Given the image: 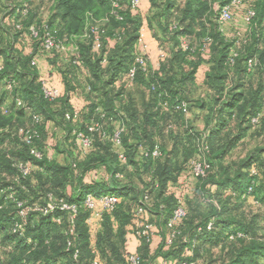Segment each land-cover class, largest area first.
<instances>
[{
	"label": "trees",
	"instance_id": "obj_1",
	"mask_svg": "<svg viewBox=\"0 0 264 264\" xmlns=\"http://www.w3.org/2000/svg\"><path fill=\"white\" fill-rule=\"evenodd\" d=\"M49 1L52 3L53 14L45 25L30 9L31 0L2 1V8L11 22L5 19L7 25L0 24V58H4L0 81L9 80L18 84L15 94L22 99L25 107L18 109L14 102L10 106L7 117L0 111V126L7 127L6 125L9 124L10 128H13V124L25 118L29 110L37 116L44 115L50 120H55L64 130L71 132L73 129L86 131L88 124L93 120H99L102 114L105 115L106 120L117 118L120 110L116 103L120 102L122 91H115L114 83L119 76L123 74L128 76L134 46L139 40L143 25L142 18L134 13L133 0ZM177 1L150 0L152 14L147 21L154 36L159 40L160 47L168 56L161 61L158 72L144 73L139 70L136 74L135 82L144 85L150 97L148 103H144L141 108L133 103L125 108L129 120V122L126 121V130L122 135L126 161L122 164L112 146L96 137L93 149L98 148V151L91 154L79 166L81 173H86L97 166H106L110 175L108 181L85 184L79 180L77 187L81 189L79 195H77L78 192L76 195H69L68 183L71 178H74L71 165L62 166L48 158L37 161L30 156L25 146H20L15 153H9L1 146L6 141V135H0V192L11 187L16 192V198L24 201L26 205H44L47 201L46 196L50 193L56 198H64L79 205L90 193L96 197L112 194L120 198L113 212L104 213L100 221L101 229L95 234V240L92 242L88 221L92 220L94 215L92 211L85 208L80 209L75 221V235L70 233L69 215L58 211L46 217L38 213L29 215L25 237L20 238L11 232L17 220L16 205L6 200L5 196L0 197V205H3V210L0 212V235L3 237L1 244L10 242L14 245L10 251L12 254L10 264H92L97 257L95 252L103 264H130L126 236L129 231H132L134 235L138 220L137 209L144 207L147 214L156 216L166 228L167 221L177 206V198L181 196L175 192L174 184L178 182L183 172L197 181L195 204L197 202L201 207L205 205L210 211L208 214H202L199 208L194 207L195 205L185 198L187 216L177 227L180 234L168 250L164 251L162 245L155 251L152 250L157 234L150 242L147 241V237H136L140 241L136 252L140 256V264H151L159 256L165 261H173L172 264L182 261L194 262L193 257L184 254L185 251L189 249L198 252L197 240H212L217 235V228L225 222L222 218L225 212L229 211L226 209V202L230 200V197L245 201V196H255L258 202L264 201V150L259 149L250 153L238 162H225L230 152L245 136L249 128L247 126L249 118L260 112L262 104L264 0H259L257 5L254 18L256 27L251 43L240 52L232 66L228 61L231 44L218 33L214 21L217 14L212 10L211 5L217 3L222 8L229 4L230 0H185L182 8ZM115 2L119 5L117 10L114 8ZM115 11L121 20L113 14ZM102 22L104 26L100 28L103 30L101 37L104 44L105 38H114L117 32L121 37V41L108 52V64L105 68L101 59L93 57L90 45L84 39L86 34L94 38V35L90 34V29ZM172 23H176V27ZM16 24L20 26L19 30L15 28ZM31 28L38 32V38L33 36ZM46 30L55 33L62 43L77 48L79 58L77 62L73 59L72 67L76 69L79 67L78 64H81L87 69L90 74L92 97L97 98L98 95L103 97L101 103L98 105L93 103L90 106L89 113L81 125L75 124L77 122L65 121L66 107L62 113L54 112L51 105L56 101L50 102L42 93V84L33 62L40 53L48 56L49 60L56 55L54 52H46L43 49L42 43ZM12 31L15 32L14 35H11ZM25 33L29 34L31 40L32 53L28 55H24L23 51L13 44L22 37L20 35ZM6 35L11 36L12 41L5 45L4 36ZM192 36L197 39V44H186L189 47L186 50L182 40ZM206 39L211 40L208 51L213 64L207 73L206 85L213 93L211 98L213 104L217 105L223 98L230 80L233 87L228 93L227 112L215 113L221 127L210 132L206 138L208 151L203 155H196L195 150L202 134L193 129H187L173 137L172 122H182L185 116L174 111V106L184 102L188 105V110L191 108L190 104L196 93L194 91L195 74L203 62L202 46ZM104 50L106 51L105 47ZM253 57H257L259 61L258 82L254 87V83L249 81L245 91L244 84L240 81L243 74L247 72L248 60L254 59ZM229 68L234 70L232 79L229 78ZM235 78L238 80L235 81ZM152 86L155 87L154 90ZM160 94L161 97H159ZM4 100V97L0 98V107ZM160 100H167L172 109L158 110ZM62 103L66 104V99H62ZM202 106H205L204 101L201 103ZM206 108L214 111V107L210 105ZM263 126L262 124L259 129ZM165 129L166 131L168 129L172 136V148L168 149L166 143L159 144L161 156L154 158L152 151L157 143V132L161 133ZM9 133L11 138L12 130ZM39 146L43 150L40 143ZM140 147L144 149V152ZM199 158L205 159L211 167L206 178H195L192 174V162ZM28 161L35 162L36 165H33L31 177L23 179L15 164ZM253 167L255 169H252ZM253 170H256V176L252 175ZM117 175H122V178H117ZM250 187L251 194L248 193ZM225 194L230 195L224 196ZM146 196L150 201L145 205ZM210 223L212 228L209 230ZM168 234L167 231L163 237L166 238ZM228 234L227 239L234 242L244 241L247 237L243 230L237 229L229 231ZM232 236L234 239H231ZM28 238L32 240L31 244L27 243ZM70 241L71 249L68 248ZM263 250L253 244L242 247L238 253H234L233 264H257L259 254L262 255ZM231 251L234 252V249ZM76 252L79 254L77 260L74 258ZM0 264H2L1 259Z\"/></svg>",
	"mask_w": 264,
	"mask_h": 264
},
{
	"label": "crops",
	"instance_id": "obj_2",
	"mask_svg": "<svg viewBox=\"0 0 264 264\" xmlns=\"http://www.w3.org/2000/svg\"><path fill=\"white\" fill-rule=\"evenodd\" d=\"M258 2L259 0H245V3L243 5H241L240 7L233 8L232 20L224 25H220L218 21L219 18L218 15L221 6H219L217 3L211 4L212 8L215 9L213 11L217 14L214 20L217 26V31L226 42L231 44L230 52L237 46V44L238 45L240 44L238 47H239V52H241L244 51V49L251 43L252 36L254 35V29L256 27L254 18H255ZM177 4L179 5L180 8H182V6L185 4V0H178ZM133 10L134 13L138 14L143 20V25L140 30V34L143 35V43L147 46V54L149 57V61H148L149 71H151V73L158 72L160 70L161 61H163L168 55L160 47V42L154 36L153 30L150 28L147 21L148 17L152 14L150 0H140V5L138 9L133 8ZM250 12L254 13V17L251 19L248 17ZM172 24L175 27L177 25L176 23H172ZM84 39L87 41V44L90 45L91 53L93 57L101 59L104 68L108 64L107 61L108 52L112 48H114L117 42L121 41L120 33L118 32L115 34L114 38H105L106 45L104 44L102 37L91 38L84 36ZM182 43L183 45L189 43L197 44V39L195 38V36L194 37L192 36L190 38L187 37L182 40ZM104 47L106 48V51L104 50ZM73 49H74L73 51L71 48L69 50V52H71L70 56L69 53L65 55L67 58L65 59V63L63 65L60 63L53 64L52 60L51 59L49 60L48 56H46L43 53L42 54L40 53L36 56L35 66L37 67L39 81L41 82V84L42 85L45 84L47 87H55L60 91V98L58 101H56L51 105V109L54 112L62 113L64 111V108L66 107L65 108L66 113L69 112L79 113L82 116V119L75 124L81 125L84 122L85 116L89 113L90 106L93 105V103H96L97 105L101 103L103 101V97L99 95L97 98L92 97L90 74L87 69H85L81 64H78L79 67H77L76 69L72 67L71 63L74 60H76L77 62V59L79 58V52L77 48L73 47ZM31 53H32V49H30V51H28L26 55ZM142 53L143 52L140 45L138 44V42H136L134 46L133 60L130 64V68L127 73L130 72L135 62V59L138 56H140ZM253 58L256 61L255 67L251 70L248 69V67H246L247 72L243 74L240 81V83L244 84L243 86L245 89L244 88L243 89L245 91L249 81H252V83H254V87L257 86V82H258L257 66L259 64V61L257 57H253ZM210 59H211L210 52L208 51L203 57V62L201 66L196 71L195 80H194V86H195L194 91L196 93L194 95V98L192 99L193 102L190 104L191 108L188 114L184 116V120L182 122L180 121L172 122L173 137H175L178 133L185 132L187 129L188 130L193 129L194 131L202 134L199 139L200 141L198 140L199 141V144L197 145L198 147L195 150V154L197 153L196 155L198 154L203 155L205 154L206 151H208V143L206 141V138L208 137L210 132H214L221 127L220 120L215 117V113L217 111L218 112L220 111L223 114L227 112L226 105L229 102L228 93L229 90H231L233 87V83L230 80V82L227 84L223 98L220 99L217 105L213 104L211 100V98H213L212 97L213 93L208 89L206 85L207 73L211 70L213 65ZM229 69H230L229 78L232 79L234 77V72H233L234 70L233 68H229ZM234 80L237 81L238 79L235 78ZM114 88L115 91L117 92L122 91L120 96V102L116 103L117 108L120 110V114L115 119L111 118L106 120L105 126L108 130L111 129L115 130L120 127H123L126 130V121L129 122V120L125 108L128 107L130 103H133L139 108H141L144 103H148L150 94L149 91L146 90L144 85H140L135 81L133 83H130L127 74H123L115 80ZM62 99H66V104L62 103ZM203 101L205 103V106L201 107V103H203ZM207 105L214 107V111L212 112L210 111L209 108H206ZM5 110L7 109L3 108V112ZM259 110L264 113V78H262V104ZM98 112H100V110ZM34 116H37V114L34 113L32 110H29L25 118L28 120H33ZM38 117H40L41 121L43 122L42 139L40 145L44 150L45 154L47 155L48 160L54 161L55 163L62 166L71 165L72 167L74 178H71L70 182L68 183V186L70 187L69 195H73V194L76 195L77 192H78L77 195H79L81 191V189L77 188L79 186L78 185L79 180H82V183L85 184H92L94 182L99 183L109 180L110 175L107 171L106 166L104 165L97 166L86 173H81L80 171L79 168L80 164L84 163L91 154L97 152L98 148H94V149L92 148L91 150H88L87 152L84 153L75 144L71 135V131L64 130L63 127H61V125H59L55 120H50L46 118L44 115H40ZM251 118H249L250 120L247 125L249 126V128L245 136L241 139L237 147L234 148L227 156L225 160L226 163L238 162L244 159L248 154H250L248 153L245 157H240L238 161H229L231 156L239 149H241V147L246 143H248L252 138L260 137L261 139H264V126L261 129L253 128L250 122ZM5 135H6V141L3 143L4 144L3 148L4 149L6 148V150L9 151V153L17 152L18 148L20 147V145H18L17 138L14 137V134L10 138L9 132H6ZM172 136H170L168 129L167 131L165 129L161 133L157 132L156 145L160 146L161 144H165V143L168 145V143H170L168 149L172 148V144H173L171 138ZM165 140H167L168 142H166ZM140 148L141 151L144 152V149L142 147ZM259 149L264 150V148H256L251 153ZM263 158H264V152H263ZM252 169L255 168L253 167ZM196 182H197L196 179L189 176L188 173L183 172L178 178V182L174 185L176 189V187H179L180 185L182 186V188L183 187L188 188V186L192 184L194 185L193 190H195ZM144 219L149 221L153 225L154 231L157 234L154 239V243L151 247L152 250L155 251L160 245H162L164 251L168 250V247L166 246L167 237L166 238L163 237V234L164 233L166 234L167 230L165 226H163L162 221L159 220L156 216H152L150 214H145ZM88 226L90 229V234L93 242L95 240V234L101 229V223L94 217L92 220L90 219L88 221ZM126 243H127L126 244L127 249L130 253L137 252L138 247L140 245V241L133 235L132 231L128 232L126 236ZM12 245L13 244L10 242L3 244L0 243V249L6 251L7 249H12L13 248ZM93 247L94 246L92 244V248ZM192 252H193L192 250L187 249L184 254L186 256H191ZM163 262H167L168 264L174 263L173 261L170 260L165 261L164 258L159 256L154 261H152L151 264H163ZM4 263L2 262V264Z\"/></svg>",
	"mask_w": 264,
	"mask_h": 264
},
{
	"label": "built area",
	"instance_id": "obj_3",
	"mask_svg": "<svg viewBox=\"0 0 264 264\" xmlns=\"http://www.w3.org/2000/svg\"><path fill=\"white\" fill-rule=\"evenodd\" d=\"M26 1V0H24ZM245 3V0H230V3L222 7L219 11V24L224 25L232 20V9L235 7H240ZM140 5V0H133V8L138 9ZM114 8L117 10L119 8L118 3H114ZM114 15L118 17V19L121 20V17H119L115 12H113ZM248 17L251 19L254 17V13L250 12ZM47 29V28H46ZM262 29L264 32V21L262 25ZM31 32L35 38H38L39 34L38 32L33 28L31 29ZM94 35V37H101V34L103 33V30H101L99 25H94L90 29V34ZM87 37H90L89 34H86ZM211 43L210 39H206L204 46H202V51L204 52V55L208 52L209 44ZM138 44L140 45L142 49V54L138 56L135 59V62L128 74V79L130 83H133L136 78V74L139 70H141L144 73H147L149 71V57L147 54V46L143 43V35L140 34ZM43 49L46 52H60L63 50V43L56 37L55 33L46 30L45 36L43 37ZM240 45V44H239ZM237 46L230 52L229 54V64L232 66L236 60V58L240 55L239 52V46ZM185 49H189L187 45H184ZM33 65H35V61L33 62ZM256 65V61L254 59H250L247 62L248 69H253ZM16 84L15 81H12V85ZM152 89L154 90L155 87L152 86ZM42 93L44 95V98L49 100L50 102H55L60 98V91L59 89L55 87H47L45 84L42 85ZM162 95L160 94L159 97ZM23 101L22 99L18 98L16 99L17 107H23ZM158 110L161 111H170L172 107L170 106L169 102L167 100H160L157 106ZM174 111L182 113L184 115H187L188 105L184 102L174 106ZM65 120L67 122H78L80 121V114L77 112L73 113H66L65 114ZM105 115L102 114L100 116L99 120H93L90 124H88L86 131H80L78 129H73L71 132L72 137L74 138L75 144L77 147H79L84 153L88 150H91L94 146V142L96 137H98L100 140L109 143L114 151L116 152L119 160L121 163L126 161V156L123 152V143H122V135L124 134L125 129L123 127H120L118 129H115L113 131H109L105 126ZM262 122L264 124V113L258 112L256 115H254L251 118V125L253 128L257 129L260 128L262 125ZM42 124V121L40 117L34 116L33 117V125L30 128H21L19 131H17L14 134V137L17 138V140L25 147L28 148L29 154L32 158H34L37 161H42L43 159L47 158V155L41 150L39 143L42 139L41 137V131L40 126ZM161 156V151L158 145L154 146V149L152 151V157L158 158ZM17 169L19 170L20 176L23 179H27L31 177L33 172V163L32 162H18L15 164ZM211 169L210 165L206 162L205 159H197L192 162V174L195 178H206L208 171ZM252 175L256 176L257 172L256 170L252 171ZM117 178L121 179L122 175H117ZM248 193H252V188L250 187L248 190ZM5 199L11 202H14L17 208V220L13 224V228L11 232L18 236V237H25V230H26V224H27V218L31 214L38 213L42 216H50L58 211L65 212L69 215V221L71 223V229L70 233L75 235V221L77 219V216L79 214L80 209L85 208L87 210H90L93 212V215L95 219L102 221L103 215L106 212H113L116 206L118 205L120 198L116 195L112 194H106L102 195L100 197H96L93 194H87L84 198V201L81 205L77 203H71L67 201L64 198H56L55 195L52 193L48 194L47 201L44 205H26L24 201L18 200L16 197V192L12 190V188H7L5 190H2L0 192V197H4ZM150 201L149 197L146 196L144 198L145 205L148 204ZM3 210V205H0V212ZM144 207H139L136 211V217H137V226L134 231L135 237H147L148 242L152 241V238H154V235L156 234L154 232V227L152 224H150L147 220L144 219V215L147 214ZM187 216V208H186V200L185 197L179 196L177 198V206L175 210L173 211L172 215L167 221L166 224V230L169 232L167 236V243L166 246L170 247L174 244L176 239L178 238L180 232L177 230L179 224L186 218ZM212 228V223L209 224L208 229L210 230ZM241 236V235H239ZM231 239H234L233 236ZM27 243L31 244L32 240L30 238L27 239ZM68 248H72V242L70 241L68 243ZM96 253V252H95ZM97 257L92 262V264H103L101 259L98 257L99 255L96 253ZM79 257L78 252L75 253L74 258L77 260ZM128 261L130 264H140L141 259L140 256L137 253H130L128 257ZM163 264H168L167 262H163ZM176 264H194L193 262L188 261H182Z\"/></svg>",
	"mask_w": 264,
	"mask_h": 264
},
{
	"label": "rangeland",
	"instance_id": "obj_4",
	"mask_svg": "<svg viewBox=\"0 0 264 264\" xmlns=\"http://www.w3.org/2000/svg\"><path fill=\"white\" fill-rule=\"evenodd\" d=\"M3 1V0H2ZM2 1L0 0V24L4 26L7 25L8 22L11 20L9 17H6L5 11L2 8ZM32 4L30 9L33 11V14L37 16L39 21L42 22L43 25L47 24L51 16L53 14L52 11V3L49 0H31ZM212 10H215L212 8ZM9 18V19H8ZM6 19V20H5ZM5 20V21H4ZM11 22V21H10ZM20 25V21L18 22ZM10 24V23H9ZM0 25V28H1ZM18 24L15 25V28L17 30L20 29V26ZM99 26H104L103 22L98 24ZM6 28V27H5ZM33 29V28H31ZM15 32H11V35H14ZM17 42L13 43L15 47L21 49L23 51V54L26 55L28 51L31 49V40L28 33H25L23 35H20ZM4 41H6V44L11 43L12 37L8 35L4 36ZM27 41V42H26ZM26 42V43H25ZM70 48L72 51L74 50L72 45H66L63 43V50L60 52H56L55 56L51 58L53 64H64L65 59L67 58L65 55L70 53ZM70 59V57H69ZM68 59V60H69ZM4 66V58H0V72L3 71ZM14 82V81H13ZM18 84L12 85V81L9 80H3L0 81V98L4 97V102L0 107L2 115L7 117L8 111H10V106L15 102L16 99L19 97L15 94V89H17ZM23 107H25V103H23ZM3 108L7 109L3 112ZM22 108V107H17ZM33 125V120H28L26 118H23L21 121L15 122L13 124V128H10L9 124H7V127H1L0 126V135L5 134L6 132H10L12 130V133L15 134L17 131H19L21 128H30ZM42 127L43 122L40 126V131L42 133ZM42 137V134H41ZM168 142L167 140H165ZM18 145L23 146L19 141ZM3 146V144H1ZM168 146H170V143H168ZM256 148H264V139H261L260 137L252 138L248 143L243 145L241 149H239L237 152H235L229 161H238L240 157H245L248 153H251ZM6 150V148L4 149ZM7 151V150H6ZM33 165L35 162H32ZM143 189V188H142ZM194 185H189L188 188L183 187L180 185L179 187H176L175 192L177 194H180L182 197L187 198L188 202H192L196 207L199 208L202 211V214H208L209 208L201 207L200 204L196 202L195 190ZM230 194H225L224 196H227ZM245 201H238L236 200V197L231 198L230 200L226 202L227 207L226 209H229V211L225 212V216L222 218L224 219V223H221L217 228V235L212 240H197V251L198 252H192L191 256L194 258V264H233L234 259V253H238L239 250L242 247L249 246V245H257L259 248L264 249V201L258 202L255 196H245ZM232 199V200H231ZM9 204V203H8ZM7 204V205H8ZM188 207H189V203ZM229 205V208H228ZM223 225V226H222ZM223 227V228H222ZM243 230L247 237L244 239V241L234 242L227 239V234L229 231L232 230ZM229 235V234H228ZM3 240L2 235H0V243ZM252 243V244H251ZM244 245V246H242ZM14 246V245H12ZM13 249V248H12ZM234 249V252L231 251ZM11 249H7L0 251V259L1 263L5 262L6 264L11 263ZM128 251V250H127ZM263 256L259 254L260 256L257 259V264H264V250L262 252ZM4 263V264H5Z\"/></svg>",
	"mask_w": 264,
	"mask_h": 264
}]
</instances>
